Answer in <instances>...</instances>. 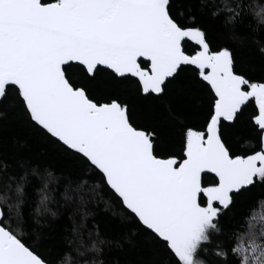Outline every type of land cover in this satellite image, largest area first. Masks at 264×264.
<instances>
[{"label":"snow or ice","instance_id":"6c2138e0","mask_svg":"<svg viewBox=\"0 0 264 264\" xmlns=\"http://www.w3.org/2000/svg\"><path fill=\"white\" fill-rule=\"evenodd\" d=\"M232 4L206 13L207 0H0V148L10 126L25 133L11 139L14 160L0 152V264H264L255 214L242 225L228 215L264 189V3ZM221 16L227 37L208 26ZM245 18L254 26L240 35ZM29 137L69 161L73 215H91L101 183L115 201L92 229L73 220L58 260L32 225L50 213L56 177L28 162Z\"/></svg>","mask_w":264,"mask_h":264},{"label":"trees","instance_id":"16d2710c","mask_svg":"<svg viewBox=\"0 0 264 264\" xmlns=\"http://www.w3.org/2000/svg\"><path fill=\"white\" fill-rule=\"evenodd\" d=\"M220 2L221 0H207L205 12L207 13L211 11L213 4H220ZM251 2L264 3V0H251ZM229 4L233 7L235 6L232 4V0H229ZM223 19L224 17L221 16L217 20L209 21L208 26L213 30H221L225 37H227L228 29H220ZM249 25L254 26V21L251 18H245L242 24H238L236 26V31L240 35H247V29ZM186 47L191 48L192 45L189 43L186 45ZM246 47L251 48L253 54H256L255 45L248 43ZM195 73L196 69L194 66H186L183 76L187 80H192L195 77ZM182 102V98H176L174 100V103L176 104H180ZM255 111L256 108L254 102H250L248 107L245 109L242 120L250 121ZM238 129L240 147L245 150H250L246 143L249 131L248 124H242L238 126ZM24 135V130L18 124L10 126L5 133V136L9 141V146L0 148V152H2L9 161L16 158L15 151L10 147L11 139L16 137L18 140H23ZM26 152L28 162L32 166L42 165L51 171L54 177H56V179L49 185L52 196V202L49 203L50 213H46L40 218L39 225H36L34 220L32 221V225L36 231L41 233L42 238L46 239V243L44 245L45 250L50 254L53 260H58L64 248L65 238H71L73 220H75L77 225L83 222L85 231L87 229H92L94 225L100 224L101 218L106 219L111 214V209H106L104 202L109 200L115 204V201L112 199L111 193L108 191V189L105 188L101 183V186L97 189V194L95 195L94 199L91 200L84 208V211L91 213V215L87 216L86 218L82 217L80 214L73 215V201H76L78 197L73 192H69V195H72L73 197V201L65 202L64 197V193L69 187L68 180L73 179L69 175V173L72 171L69 161L63 157L58 149L53 147L51 144L45 143L38 137L28 138V149ZM76 180H87L90 185L99 183L98 178L92 175L82 174L80 177L76 178ZM76 180H74L71 184L72 188L76 187ZM261 200H264V189H254L252 192L246 193L244 196H242L235 208H233L228 215L235 217L234 223L237 225H242L241 218L245 215L251 216L254 213L256 218V216L261 213L264 217V204L259 203ZM34 207L35 205H32L33 209ZM52 212L56 213L55 217L51 215ZM112 224L113 226L115 225V220L112 221ZM261 227H264V220L258 224L257 229H260ZM100 230L103 231V225H101ZM224 230L226 233H230L233 229L232 226L225 223ZM219 239L224 240L226 239V236H221ZM111 258L113 260H130L134 259L135 255H123L118 251L113 250Z\"/></svg>","mask_w":264,"mask_h":264},{"label":"rangeland","instance_id":"374dc122","mask_svg":"<svg viewBox=\"0 0 264 264\" xmlns=\"http://www.w3.org/2000/svg\"><path fill=\"white\" fill-rule=\"evenodd\" d=\"M262 220H264V217L262 216V214H258L255 218V224H256V227L258 226V224H260V222H262Z\"/></svg>","mask_w":264,"mask_h":264}]
</instances>
